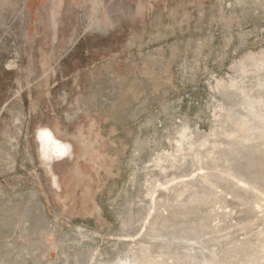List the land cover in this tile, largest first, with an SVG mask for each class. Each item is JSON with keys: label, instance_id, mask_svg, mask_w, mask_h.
<instances>
[{"label": "rangeland", "instance_id": "obj_1", "mask_svg": "<svg viewBox=\"0 0 264 264\" xmlns=\"http://www.w3.org/2000/svg\"><path fill=\"white\" fill-rule=\"evenodd\" d=\"M0 264H264V0H0Z\"/></svg>", "mask_w": 264, "mask_h": 264}, {"label": "flooded vegetation", "instance_id": "obj_2", "mask_svg": "<svg viewBox=\"0 0 264 264\" xmlns=\"http://www.w3.org/2000/svg\"><path fill=\"white\" fill-rule=\"evenodd\" d=\"M39 140L42 153L48 159L49 163H51L53 158L62 159L68 153V146L58 140L49 130L42 131ZM43 148L47 151L45 152ZM54 152H56V154Z\"/></svg>", "mask_w": 264, "mask_h": 264}, {"label": "bare ground", "instance_id": "obj_3", "mask_svg": "<svg viewBox=\"0 0 264 264\" xmlns=\"http://www.w3.org/2000/svg\"><path fill=\"white\" fill-rule=\"evenodd\" d=\"M43 150L46 152L47 150H45L44 148H43ZM55 154H56V152H54Z\"/></svg>", "mask_w": 264, "mask_h": 264}]
</instances>
